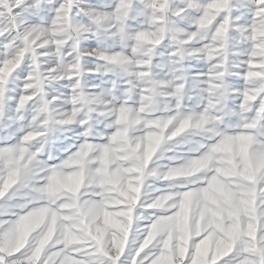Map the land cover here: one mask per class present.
<instances>
[{
	"label": "clouds",
	"instance_id": "1",
	"mask_svg": "<svg viewBox=\"0 0 264 264\" xmlns=\"http://www.w3.org/2000/svg\"><path fill=\"white\" fill-rule=\"evenodd\" d=\"M0 216V264L103 219L264 264V0H0Z\"/></svg>",
	"mask_w": 264,
	"mask_h": 264
},
{
	"label": "snow or ice",
	"instance_id": "2",
	"mask_svg": "<svg viewBox=\"0 0 264 264\" xmlns=\"http://www.w3.org/2000/svg\"><path fill=\"white\" fill-rule=\"evenodd\" d=\"M99 213L103 216L104 208L87 209L86 215ZM16 217L0 216V224H14ZM40 216L26 218L17 225L27 233L37 227ZM179 224V221H176ZM112 225L108 219L103 221L92 231L89 239L79 238L69 233L65 243L52 246L45 244L42 252L38 253L42 259L55 253L62 264H227L221 253H211L206 244L199 249L195 243L182 249L174 248L171 244L158 240V236L171 230L173 223L161 221L154 226L146 225L139 239L129 238L127 244L113 247L107 240V229ZM151 230V237L149 236ZM147 240V243H145Z\"/></svg>",
	"mask_w": 264,
	"mask_h": 264
}]
</instances>
